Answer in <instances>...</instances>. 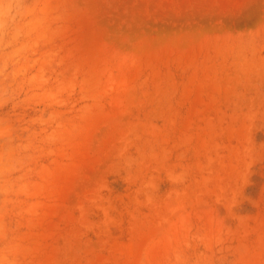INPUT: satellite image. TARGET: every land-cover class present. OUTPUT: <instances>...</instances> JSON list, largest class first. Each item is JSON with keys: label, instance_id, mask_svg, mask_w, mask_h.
Listing matches in <instances>:
<instances>
[{"label": "rangeland", "instance_id": "1", "mask_svg": "<svg viewBox=\"0 0 264 264\" xmlns=\"http://www.w3.org/2000/svg\"><path fill=\"white\" fill-rule=\"evenodd\" d=\"M10 2L0 264H264V0Z\"/></svg>", "mask_w": 264, "mask_h": 264}, {"label": "bare ground", "instance_id": "2", "mask_svg": "<svg viewBox=\"0 0 264 264\" xmlns=\"http://www.w3.org/2000/svg\"><path fill=\"white\" fill-rule=\"evenodd\" d=\"M3 1H5L6 3H7V6H6V8H5V10H3V11H1L0 12V14H2V15H0V18L3 16V14H5L6 12H9V8H8V5L10 6V4H11V2H10V0H9V2H8V0H3ZM15 1V0H14ZM11 13V12H10ZM9 15V14H8ZM7 16V15H6ZM5 16V17H6ZM3 19V18H2Z\"/></svg>", "mask_w": 264, "mask_h": 264}]
</instances>
